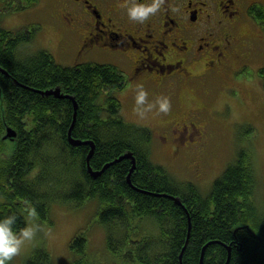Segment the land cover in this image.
<instances>
[{
    "label": "trees",
    "instance_id": "1",
    "mask_svg": "<svg viewBox=\"0 0 264 264\" xmlns=\"http://www.w3.org/2000/svg\"><path fill=\"white\" fill-rule=\"evenodd\" d=\"M38 1L0 0V219L15 215L18 232L29 206L47 220L57 201L95 198L108 247L122 264H181L186 242L182 264H200L205 246L202 264H264V199L251 153L239 150L207 195L193 183L180 187L165 166L150 160L151 130L123 118L118 94L129 78L118 65H64L45 49L18 54L34 30L5 28L2 19ZM254 13L264 29V8ZM259 75L264 87V67ZM56 88L68 96L45 93ZM69 96L78 103L75 121ZM10 126L16 136L4 138ZM70 129L81 144L70 142ZM92 142L91 167L109 164L99 176L87 164ZM129 152L136 159L131 184V158L118 160ZM86 236L80 231L72 239L82 253L70 264H99L85 251ZM25 264L54 263L40 246Z\"/></svg>",
    "mask_w": 264,
    "mask_h": 264
},
{
    "label": "rangeland",
    "instance_id": "2",
    "mask_svg": "<svg viewBox=\"0 0 264 264\" xmlns=\"http://www.w3.org/2000/svg\"><path fill=\"white\" fill-rule=\"evenodd\" d=\"M57 8L56 0H39L34 6L13 11L2 19L5 28L14 30L26 28L30 32L34 30L33 38L20 45L18 50L20 56H29L40 49H45L51 52L60 64L75 63L73 57L61 52L68 35L62 34L54 18ZM249 21V18L244 19L241 25L243 32H251L252 35L257 32L263 34L262 26L255 24L254 27ZM259 46L264 51V41H260ZM85 54L80 62L112 63L118 65L126 76L131 77L127 88L118 94L122 102L123 118L151 130V139L147 144L150 160L165 166L180 187L185 188L188 183H193L207 195L216 179L236 161L239 150L247 149L254 157L259 179L258 192L261 201L264 199V87L259 75V68L264 67V53L252 61L253 64L246 68V73L244 71L232 77L229 72L225 73L223 79H209L211 87L206 91L207 96H201L197 87L178 92L180 99L178 104L180 109L176 113L178 117L183 118L189 108H204L207 105L205 114L210 116V122L207 121L208 140L204 146L197 145L194 149L186 147L187 143L193 144L194 141L184 132L185 129L174 126L169 130L158 125L165 118L162 115L149 113L143 120L136 116L134 112L136 95L132 97L130 92H125L130 89L133 79V65L128 59L117 53L108 55L91 51ZM146 86L145 90L148 92L150 83ZM183 87L181 86L178 91ZM148 98L149 102L155 100L153 96ZM204 101H207V104ZM196 164L199 165L198 168H195ZM50 209L47 220L40 219L39 216L36 220L26 217L24 227L39 224L41 230L34 241L26 243L21 254L16 256L11 264H25L32 252L40 246L51 254L52 263L70 264L82 253L71 246L72 239L80 231H86L88 242L85 251L90 258L93 257L99 264H122V261L114 259L116 258L114 252L108 247L107 229L100 223L97 215L100 210L97 199L91 198L79 204L72 199L65 202L57 201ZM114 232L116 236L117 231Z\"/></svg>",
    "mask_w": 264,
    "mask_h": 264
},
{
    "label": "flooded vegetation",
    "instance_id": "3",
    "mask_svg": "<svg viewBox=\"0 0 264 264\" xmlns=\"http://www.w3.org/2000/svg\"><path fill=\"white\" fill-rule=\"evenodd\" d=\"M56 1L54 18L62 34L70 37L61 52L73 57L75 63L91 51L117 53L128 59L133 79L125 92L134 97L137 85L145 88L150 83L149 97H169L171 111L160 114L165 118L158 125L185 129L194 141L187 143L189 149L206 144L210 116L205 114L204 101V108H189L183 118L178 117L179 93L197 87L201 96H207L209 79H223L229 72L232 77L246 73L252 61L264 53L259 46L264 32L252 35L241 27L246 18L260 27L254 10L264 8V0H167L165 8L142 25L130 21L126 9L118 7L123 0Z\"/></svg>",
    "mask_w": 264,
    "mask_h": 264
},
{
    "label": "clouds",
    "instance_id": "4",
    "mask_svg": "<svg viewBox=\"0 0 264 264\" xmlns=\"http://www.w3.org/2000/svg\"><path fill=\"white\" fill-rule=\"evenodd\" d=\"M166 4L167 0H150L149 3H142L139 0H123L118 7L126 9L130 21L142 25L151 17L156 16ZM171 10L176 11L175 8ZM148 97L149 93L144 86L137 85L134 112L139 119H146L149 113L167 115L171 111L172 104L169 97L157 96L153 102H149ZM24 211L32 220L37 219L38 213L35 207L29 206ZM16 221L15 215L0 219V264H11V261L21 254L26 243L34 241L41 230L39 224H34L21 228L18 232L14 231Z\"/></svg>",
    "mask_w": 264,
    "mask_h": 264
},
{
    "label": "water",
    "instance_id": "5",
    "mask_svg": "<svg viewBox=\"0 0 264 264\" xmlns=\"http://www.w3.org/2000/svg\"><path fill=\"white\" fill-rule=\"evenodd\" d=\"M45 93H48V94H52V93H54L55 95H57V96H60V97H63V96H68V95H66V94H61V90L59 89V88H56V89H52V90H48V91H45ZM72 100H73V102H74V120L73 121H75V118H76V115H77V107H78V103H77V101L72 97V96H69ZM69 140H70V142L71 143H73L74 145H76V144H81L82 143V141L81 140H79V139H74L73 137H72V133H71V129L69 130ZM16 136V131L10 126V127H8L7 128V130H6V133L4 134V138H7V139H11V138H14ZM94 148H95V143L94 142H92V148H91V150L89 151V154H88V157H87V164H88V167H89V171L94 175V176H99V174H101L106 168H108V166H109V164H106L102 169H99V170H94L92 167H91V165L89 164V160H90V158L92 157V155H93V151H94ZM131 158V160H132V162H133V164H132V167H131V170H130V174L128 175V182L131 184V181H130V177H131V172H132V170L136 167V159H135V156H134V154L132 153V152H129V153H125L124 155H122L118 160H120L121 158ZM171 197L175 200V202H177V203H181V200H180V198L178 197V196H173V195H171ZM182 204V203H181ZM186 244H187V242H186ZM186 244H185V246H186ZM184 246V248H183V250H182V252H181V254H180V256H179V258L181 259V264H182V254H183V251L185 250V247ZM205 248H206V246L203 248V251H202V254H201V261H200V264H202V259H203V254H204V250H205ZM229 248V258H230V252H231V247L229 246L228 247Z\"/></svg>",
    "mask_w": 264,
    "mask_h": 264
}]
</instances>
